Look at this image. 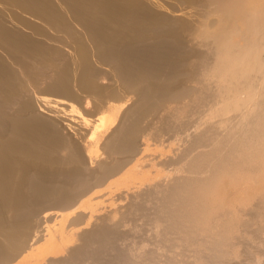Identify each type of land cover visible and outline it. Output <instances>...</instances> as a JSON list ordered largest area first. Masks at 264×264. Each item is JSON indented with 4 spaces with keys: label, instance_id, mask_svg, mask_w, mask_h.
Returning <instances> with one entry per match:
<instances>
[{
    "label": "bare ground",
    "instance_id": "obj_1",
    "mask_svg": "<svg viewBox=\"0 0 264 264\" xmlns=\"http://www.w3.org/2000/svg\"><path fill=\"white\" fill-rule=\"evenodd\" d=\"M5 1L0 264H264V0Z\"/></svg>",
    "mask_w": 264,
    "mask_h": 264
},
{
    "label": "rangeland",
    "instance_id": "obj_2",
    "mask_svg": "<svg viewBox=\"0 0 264 264\" xmlns=\"http://www.w3.org/2000/svg\"><path fill=\"white\" fill-rule=\"evenodd\" d=\"M8 1H9V0H8ZM12 1L15 2V0H12ZM47 1L50 2V3H52V2L54 1V2H56L55 4H58V3H59V2H57V0H47ZM5 4H6V5H5ZM17 4H18V3H16V4H15V3H11V4H10V1H9L8 3L5 1V3H4V0H0V15H2V16H0V17H2L1 20H3V21H0V22H2V24H4V26H5V24H6L8 27H9V26L11 27V25H12V28H8V27L6 26L8 29H13V28H15V27L17 28V27H18V23H17V20H16V16L21 17V18L24 19V20L26 19L25 21H26L27 23H31V21H32V23H33L34 21H35V22L37 21V23L40 22V21L38 22V20H36L35 17H34L33 15H31L30 13H24V12H21V11H22V10H21V8H22L21 5L18 6V8L20 7V10H19L18 8L16 9V7H17L16 5H17ZM59 4H60V3H59ZM4 5H5V6H4ZM9 5H10V6H9ZM58 6L61 7V9H62L61 11L63 12V9H64V8H63V5H58ZM6 8H7V10H9V9H10V10L7 11ZM8 8H9V9H8ZM55 9L58 10L59 8H58V7H55ZM64 10H65V9H64ZM19 11H20V12H19ZM8 12H9V13H8ZM13 12H15V13H13ZM10 13H11V15H10ZM12 13H13L14 16L16 15V13H18V15H16L15 18H14V16L12 15ZM19 15H20V16H19ZM3 16H4V17L6 16L5 18L8 19V20L10 19L11 21H10V20H9V21H10L11 23H7L8 21H7L5 18H3ZM11 16H13V17H11ZM7 17H8V18H7ZM23 17H24V18H23ZM33 18L35 19L34 21L32 20ZM27 19H28L29 21H30V20H31V21L28 22ZM4 20L7 21V22L5 23ZM12 20L14 21V23L12 22ZM15 21H16V24H15ZM12 23H13L14 25H16V26L14 27V25H13ZM10 24H11V25H10ZM34 24H35V23H34ZM27 32H28V31H27ZM0 53H2L1 49H0Z\"/></svg>",
    "mask_w": 264,
    "mask_h": 264
}]
</instances>
